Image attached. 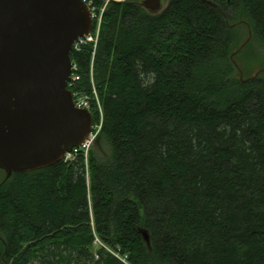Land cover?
Returning <instances> with one entry per match:
<instances>
[{
  "label": "trees",
  "instance_id": "1",
  "mask_svg": "<svg viewBox=\"0 0 264 264\" xmlns=\"http://www.w3.org/2000/svg\"><path fill=\"white\" fill-rule=\"evenodd\" d=\"M139 1L71 52L102 111L87 162L0 170V264H264V75L232 58L264 45V0Z\"/></svg>",
  "mask_w": 264,
  "mask_h": 264
},
{
  "label": "water",
  "instance_id": "2",
  "mask_svg": "<svg viewBox=\"0 0 264 264\" xmlns=\"http://www.w3.org/2000/svg\"><path fill=\"white\" fill-rule=\"evenodd\" d=\"M163 1L141 0L138 4L158 13ZM92 27L90 10L82 0H0L3 183L13 173L62 161L66 152L88 136L92 113L76 106L68 83L73 44ZM138 231L148 243L147 231Z\"/></svg>",
  "mask_w": 264,
  "mask_h": 264
},
{
  "label": "built area",
  "instance_id": "3",
  "mask_svg": "<svg viewBox=\"0 0 264 264\" xmlns=\"http://www.w3.org/2000/svg\"><path fill=\"white\" fill-rule=\"evenodd\" d=\"M82 1L88 6L90 10V15L93 21V27L88 35L80 37L75 41L72 50L74 49L78 50L82 44H86V43H92L95 45L100 32L102 17L106 7L110 2H121L123 0H82ZM76 69H77L76 65L72 63L71 78L68 85L71 84V82L79 79V77H77L75 74ZM73 96L77 107L86 108L89 110V104L86 99L81 98L76 94H73ZM99 109H100L99 120L95 121L93 119L92 128L88 136L85 138V140L81 143L79 147H74L70 151L65 153L63 158L64 161H71L75 159L79 154H81L83 155L85 162H87L89 151L96 142L102 125V111L101 108Z\"/></svg>",
  "mask_w": 264,
  "mask_h": 264
},
{
  "label": "rangeland",
  "instance_id": "4",
  "mask_svg": "<svg viewBox=\"0 0 264 264\" xmlns=\"http://www.w3.org/2000/svg\"><path fill=\"white\" fill-rule=\"evenodd\" d=\"M161 5L163 8L165 1ZM238 42L239 45L241 44L240 48L233 56L238 68L236 75H242L243 79L252 78L257 74L264 75V45L250 39V32H244L243 38L238 40Z\"/></svg>",
  "mask_w": 264,
  "mask_h": 264
},
{
  "label": "bare ground",
  "instance_id": "5",
  "mask_svg": "<svg viewBox=\"0 0 264 264\" xmlns=\"http://www.w3.org/2000/svg\"><path fill=\"white\" fill-rule=\"evenodd\" d=\"M139 228H140V227H139ZM139 228H138V229H139Z\"/></svg>",
  "mask_w": 264,
  "mask_h": 264
},
{
  "label": "flooded vegetation",
  "instance_id": "6",
  "mask_svg": "<svg viewBox=\"0 0 264 264\" xmlns=\"http://www.w3.org/2000/svg\"><path fill=\"white\" fill-rule=\"evenodd\" d=\"M165 1V0H164Z\"/></svg>",
  "mask_w": 264,
  "mask_h": 264
}]
</instances>
